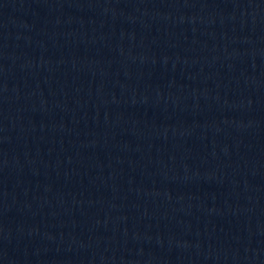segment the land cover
I'll return each instance as SVG.
<instances>
[{
  "label": "water",
  "instance_id": "obj_1",
  "mask_svg": "<svg viewBox=\"0 0 264 264\" xmlns=\"http://www.w3.org/2000/svg\"><path fill=\"white\" fill-rule=\"evenodd\" d=\"M0 264H264V0H0Z\"/></svg>",
  "mask_w": 264,
  "mask_h": 264
}]
</instances>
